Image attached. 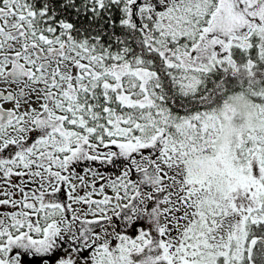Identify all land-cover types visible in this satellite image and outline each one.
<instances>
[{"label":"snow or ice","instance_id":"snow-or-ice-1","mask_svg":"<svg viewBox=\"0 0 264 264\" xmlns=\"http://www.w3.org/2000/svg\"><path fill=\"white\" fill-rule=\"evenodd\" d=\"M0 264H264V0H0Z\"/></svg>","mask_w":264,"mask_h":264}]
</instances>
